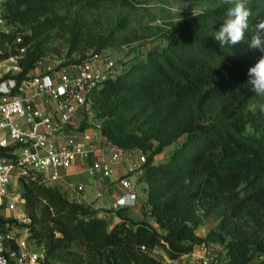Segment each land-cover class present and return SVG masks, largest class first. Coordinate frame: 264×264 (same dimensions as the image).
Wrapping results in <instances>:
<instances>
[{
	"label": "trees",
	"instance_id": "16d2710c",
	"mask_svg": "<svg viewBox=\"0 0 264 264\" xmlns=\"http://www.w3.org/2000/svg\"><path fill=\"white\" fill-rule=\"evenodd\" d=\"M64 1L7 2L11 25L31 32L2 37L4 58L26 49L19 83L31 78L43 61V37L53 30L71 32L73 52L83 43V30L58 11ZM248 6L252 16L245 41L221 48L214 33L229 6L210 9L175 23L165 47L127 62L91 96L93 108L99 105L103 117L110 118L103 137L148 155L140 181L148 186V212L155 224L122 217L111 226L91 206L70 200L57 187L29 176L21 179L27 211L36 222L34 211L43 206L49 219L46 229L32 227V238L44 243L50 256L78 241L115 253L121 264H161L152 255L158 247L178 262L203 243H221L228 251L227 264H264V97L247 84L248 69L264 56L248 47L255 23L264 18V0H248ZM92 46L100 55L108 42L101 39ZM129 112L142 126L126 133ZM179 142L167 162L156 163ZM6 151L0 148L1 155ZM211 215L219 220L218 227L202 237L197 231Z\"/></svg>",
	"mask_w": 264,
	"mask_h": 264
},
{
	"label": "built area",
	"instance_id": "2783aa9c",
	"mask_svg": "<svg viewBox=\"0 0 264 264\" xmlns=\"http://www.w3.org/2000/svg\"><path fill=\"white\" fill-rule=\"evenodd\" d=\"M8 1L0 0V68L5 70L0 71V148L7 149L6 154H0V264H48L47 247L37 246L30 230L24 228L29 214L23 194L18 192L21 179L29 176L49 186L63 177L64 170L84 164L96 152H100L99 159L86 171L110 177L117 165L131 158V151L109 143L94 128L80 131L76 139L66 138L75 117L93 106L92 94L122 69L113 59H90L58 70L46 69L19 83L16 77L22 71L26 49L3 57L2 37L12 34ZM39 99L53 105L52 110L42 108ZM100 140H106L108 148L99 149ZM146 161L140 152L139 164L133 170L142 175ZM120 184L126 194L115 207H135L139 199L136 183L124 177ZM74 190L81 195L85 186H75ZM186 259L188 264H216L221 251L215 243H203L182 260Z\"/></svg>",
	"mask_w": 264,
	"mask_h": 264
},
{
	"label": "rangeland",
	"instance_id": "374dc122",
	"mask_svg": "<svg viewBox=\"0 0 264 264\" xmlns=\"http://www.w3.org/2000/svg\"><path fill=\"white\" fill-rule=\"evenodd\" d=\"M222 5H224L222 0H119L96 3L86 0H65L58 7L59 13L66 15L70 22L77 24L86 37L79 49L73 52L71 32L61 29L53 30L43 37L42 43L46 52L39 66L43 69L58 70L62 65H70L75 61L113 59L118 69H122L127 62L145 58L152 49L165 47L175 23ZM11 29L12 33L21 36L31 33L27 26L20 24H12ZM101 39L107 41L108 46L100 55H97V47L92 45L94 41H101ZM2 48L4 52L7 51L6 44H2ZM24 54L26 55V52ZM0 71L5 70L0 68ZM103 111L104 109L99 105L85 109L79 114L78 122L73 126L77 127V131L83 126L86 129L94 128L102 131L110 121V118L103 117ZM133 115L134 113L129 112L125 117L127 124L124 125V131L126 133L138 131L142 126L141 120ZM179 146L180 142L167 148L157 157L156 163L167 162ZM146 157H148L147 154ZM143 187L145 197L148 199V186L145 183ZM18 192L23 194V184L18 187ZM200 213L203 215L204 212L200 211ZM28 214V224L24 228H28L32 235V227L46 229L49 219L44 216L43 206L37 207L34 211L36 222L29 210ZM218 224L217 217L205 216L197 232L200 236L207 237L211 231L217 229ZM34 240L37 246L44 244L37 239ZM218 246L221 259L216 264H227L228 251L221 243H218ZM152 255L160 260L161 264H182L183 261L188 264L187 259L178 262L169 259L164 247L156 248L152 251ZM48 264H121V258L115 253L101 251L92 245L77 241L65 246L56 256L49 255Z\"/></svg>",
	"mask_w": 264,
	"mask_h": 264
},
{
	"label": "crops",
	"instance_id": "0c3cea01",
	"mask_svg": "<svg viewBox=\"0 0 264 264\" xmlns=\"http://www.w3.org/2000/svg\"><path fill=\"white\" fill-rule=\"evenodd\" d=\"M45 70L42 67H38L33 74L44 72ZM37 101L42 108L52 110L53 105L42 99ZM78 117L79 115L75 117L66 132V138L76 139L79 136L80 131H77V127L73 126L78 122ZM108 146L109 144L106 140L98 142L99 149H106ZM131 155L129 160L114 168V172L110 177H105L102 174L90 175L86 171L90 165H93L99 159L100 152H96L84 164L64 170L62 172L63 177L49 186L57 187L72 201L91 206L101 217L106 218L111 226L120 223L122 217H129L134 221L146 219L155 224L154 219L148 212L145 188L143 187L145 183L140 181L142 175L138 171L133 170L139 164L140 152L131 151ZM124 177H129L136 183L139 195L138 203L135 207L116 208L115 205L118 199L126 194V190L120 184V179ZM79 185L85 186V191L81 195L74 190V187Z\"/></svg>",
	"mask_w": 264,
	"mask_h": 264
},
{
	"label": "clouds",
	"instance_id": "9594fccd",
	"mask_svg": "<svg viewBox=\"0 0 264 264\" xmlns=\"http://www.w3.org/2000/svg\"><path fill=\"white\" fill-rule=\"evenodd\" d=\"M227 5L226 18L220 29L214 33V38L220 43L236 45L245 41V33L249 31V18L252 16L248 0H222ZM248 47L264 52V18H259L255 23ZM247 84L256 95L264 97V56H261L254 66L248 69ZM264 111V105L260 106Z\"/></svg>",
	"mask_w": 264,
	"mask_h": 264
}]
</instances>
